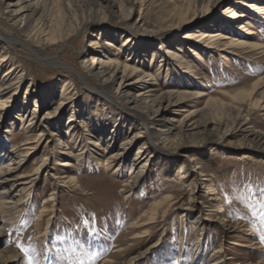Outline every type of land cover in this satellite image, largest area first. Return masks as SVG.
Masks as SVG:
<instances>
[{
	"label": "rangeland",
	"instance_id": "obj_1",
	"mask_svg": "<svg viewBox=\"0 0 264 264\" xmlns=\"http://www.w3.org/2000/svg\"><path fill=\"white\" fill-rule=\"evenodd\" d=\"M132 1L136 4L132 5L128 23L120 22L115 11L90 23V27L74 30L66 41L48 45L47 49L40 46L39 39H30L13 27L0 11V32L17 42L0 46V57L5 58L0 66V83L12 84L6 116L0 118L6 165L16 162L14 157L26 140L36 141L43 124L39 121L45 114L54 113L50 123L56 126V137L43 134L45 151L42 147L32 151L17 170L28 174L39 167L23 193L25 180L11 187L12 194L21 193L19 205L10 212H0V264H207L220 255H227L232 264H264L260 262L264 260V153L227 145L239 141L236 131L242 121L249 130L264 135V0ZM86 2H69L78 20L90 13ZM62 10L66 23L72 15L63 6ZM182 20L187 24L180 25ZM134 22L136 27L132 26ZM93 30L112 36L104 38ZM114 32L122 37H115ZM215 34L227 37L221 41L226 46L211 48L199 42L201 35ZM128 37L135 49L121 46ZM110 40L111 57L126 64L135 61L137 69L148 67L152 77L160 74L153 77L159 91L202 94L197 100L186 99L166 110L163 119L167 123L177 124L167 120L180 121L190 114L191 120L186 122L194 123V133L199 134L196 139L203 133L212 134L215 140L223 138L224 144L197 147L189 144L194 139H184L178 142L182 148L176 151L175 141L159 143L157 148L146 145L141 159L133 160L147 135L141 130L140 117L133 104L109 103L105 93L111 91L103 88L105 93L100 94L102 90L85 74L82 63L92 56L91 42H98L105 50ZM19 41L42 58L35 57ZM240 42L246 45H235ZM137 45L154 48L141 51ZM49 58L58 65L48 63ZM161 61L167 62L157 72ZM116 88L117 84L112 92ZM139 90L133 88L131 94L136 96ZM239 91H250L251 96L233 100ZM47 92L51 101L43 100ZM62 99L67 104L64 110L60 107L59 114L56 109ZM17 109H22L21 113ZM71 112L77 124L69 130ZM81 114L86 120L80 126ZM98 114L104 119L100 131L93 121ZM29 119L33 124L28 125ZM162 125L156 123L148 134H155ZM138 132L142 137L131 144L126 166L116 170L115 163L105 165L125 139ZM89 140L98 141L100 146L87 145ZM150 152L156 157L149 159L135 179L131 171L145 164ZM183 163L188 169L185 178ZM61 176L73 177L77 185L59 186ZM10 185H2L0 192ZM125 186L130 188L123 192ZM166 196L170 198L166 215L159 214L153 223L139 227L138 220L150 205ZM44 207L48 210L41 215ZM215 208L219 211L212 212ZM186 209H191V215ZM206 215L211 216L209 221L194 224L197 216L205 219ZM221 217L224 223L219 225ZM93 228V235L98 234L93 241L95 255L87 243V234ZM150 245L156 247L148 250Z\"/></svg>",
	"mask_w": 264,
	"mask_h": 264
},
{
	"label": "bare ground",
	"instance_id": "obj_2",
	"mask_svg": "<svg viewBox=\"0 0 264 264\" xmlns=\"http://www.w3.org/2000/svg\"><path fill=\"white\" fill-rule=\"evenodd\" d=\"M65 1V2H64ZM71 0H37L36 3H33L32 0H19L17 2H12L11 0H0V11L1 13L6 16L11 22V25L13 27H17L20 32H23L31 37H34V39L40 40V46L45 49L48 45H54L56 43H62L66 41L72 33H74V30H80L81 28H84L86 26H91L90 23L99 22L101 19L105 18L108 14L115 13L117 14L118 19L120 22H126L128 23L132 18V5L136 4V2H133L132 0H122L121 3L117 2L115 0H86L88 3L87 5L90 6V13L85 16H81V20H78L76 15L73 14L75 12V9L70 7ZM77 1V0H74ZM62 6L65 7L68 10V13L72 15V18L66 20V23L64 21V18L62 17ZM56 9V14L54 15V11ZM258 9V7H257ZM259 10V9H258ZM180 21V20H179ZM183 22L180 23V25L187 24L185 20H182ZM137 23L134 22L132 24L133 27H136ZM92 33H97L100 35L101 33L99 31L93 30ZM115 37H122L121 33L114 32ZM109 32H105L104 35H102L104 38H107ZM112 36V35H111ZM113 37V38H115ZM126 37V36H125ZM201 39L199 42L202 44H207L209 46L215 45L218 46L222 44V46H226L224 42H221L227 37H223L220 34H215L212 36H205L201 35ZM110 39V37H109ZM220 40V41H218ZM112 40L108 42V45L105 50L101 46H99L98 42H91L89 44L90 50L89 53L92 55L89 60H83V68L85 74L93 79L100 87L102 91H100V94H104V89L111 91V94L108 92L105 93L106 96H108L109 103L113 105H126L128 107L129 104H133V109L136 110V114L138 117H140L141 120V130L146 135V141H143L142 147L137 151L136 156L133 160H140V155L144 154L143 150L148 149V146L151 148H157L159 143H170L171 141H175L174 143V151L181 149V145H179L180 140L184 139H194L189 143L190 145H195L197 147H204L208 145L209 143H217V144H224L223 138H218V140H215L213 135H206L204 136V133L202 134L201 138L198 140L195 138V136L199 135L195 132V127L193 126L194 123L190 122L187 124L188 121H190V114L186 115L184 118H182L180 121H175L174 119H168V122H177V124H170L167 123L163 117L165 116V111L169 108H173L177 106L181 101L183 100H197L202 97V94L195 93V92H172V91H165L161 92L158 89V86L156 84V79L153 77L158 76V74L152 77L150 71L148 70V67H144L141 69H137L134 67L135 61H132L129 64L121 63L118 58H113L110 55V52L108 50V47H112ZM13 39H10L9 37L5 36L0 32V46L3 48L4 46H12V43H14ZM20 42V41H19ZM128 42V43H127ZM17 43V42H16ZM22 46L29 49L35 57L42 58L39 56L34 50L28 46V44L20 42ZM238 47L241 45H246V43H236ZM122 47L126 46L130 49H135L134 45L131 43L129 37L124 39L122 41ZM208 46V47H209ZM40 47V48H41ZM139 47V45H137ZM136 47V48H137ZM147 47V46H146ZM149 47V46H148ZM153 45H150L149 48L143 49L142 47H139L144 51H152ZM214 47V46H213ZM254 47V46H253ZM0 48V50H1ZM39 48V49H40ZM41 48V49H42ZM154 48V47H153ZM210 48V49H211ZM161 49H159L160 51ZM131 51V50H130ZM143 51V52H144ZM142 52V53H143ZM134 55V54H133ZM174 57L179 58L177 54H174ZM5 58L0 57V66L2 65V62H4ZM133 60V59H132ZM48 63H52L54 65H58V61L54 62L53 58H49ZM162 63L159 64V67H157V72H160L163 68V65L166 64L167 61H161ZM173 66V65H172ZM11 72V71H9ZM139 73H141L140 76ZM160 75V74H159ZM134 77H137L134 81L132 79ZM117 84V88L114 89L112 92V88L114 85ZM10 82L8 83H0V118L6 116L5 111L8 110V106L6 107V103H9V98L12 96H9V89H10ZM139 88V92L136 96H133L131 94V91L133 88ZM8 95V96H7ZM7 96V97H5ZM46 96V97H45ZM50 96V93H43L42 97L43 100H50L48 98ZM251 96L250 91H239L232 97L233 100L236 99H244L249 98ZM149 99V100H147ZM149 101V102H148ZM66 99H62L59 101V106L56 109V112L59 113L60 107L61 110H64V107L66 106ZM143 105V107H138L139 105ZM22 105L25 106V103ZM136 106V107H135ZM89 109V105L85 106V110ZM132 109V108H131ZM19 110V113H21L22 109ZM72 111V110H71ZM68 112V111H67ZM51 114L54 113H47L44 115L42 120L39 121V124L41 125V131L38 133L36 141L30 142L26 140L23 143V147L20 151V153H17V155L14 157L16 162L13 164L6 165V151L5 147L0 143V187L6 183L11 182L10 188L6 191L0 192V212H10V210L15 209L19 202L21 201L20 196L21 193L24 192L25 186H29L33 183V180H29L30 178L36 176L39 171V167L37 170L33 172H29L28 174H19L18 169L21 166V163L25 160V157L30 155L32 151H35L39 148H43L44 151L46 149V144H44L43 134L45 132L49 133L50 137H56V132L53 129H56V126H54L51 121ZM60 114V113H59ZM74 115L75 113L71 112V114L68 117L67 126L69 127V130L75 127L77 122L74 121ZM60 115L57 114L56 117H59ZM238 116V115H237ZM8 117V115H7ZM21 118H24L25 115L20 116ZM60 116L59 118H61ZM80 118L79 123L80 126L84 124V121L86 120V115L81 114L78 116ZM13 118V117H12ZM93 121L96 123V126L98 131L101 130V127L104 123V119L101 115H96V117H93ZM22 120V119H21ZM107 121V120H106ZM187 121V122H186ZM163 122V125L155 130V134L150 135L149 130L152 126H154L156 123ZM29 124H33L32 119H29ZM201 126V125H200ZM204 132V130H203ZM58 133V130H57ZM105 133V132H104ZM236 133L239 136V141L235 142V144L227 143L229 146H233V149L237 150H247L249 152H255V153H264V135L255 131H251L248 129L247 124L245 121H242L238 128ZM91 135V134H89ZM224 136V135H223ZM101 137V136H100ZM104 137V136H103ZM142 135L140 132L135 133V135L132 138H127L122 143L121 147L117 152H114L109 158L106 159L105 165H109L111 163L117 164L116 170H119V168H123L126 166V156H128V153L131 149V144H134L139 138H141ZM106 138V137H104ZM96 139V138H95ZM110 139H113L111 137ZM97 140V139H96ZM102 141V140H101ZM105 141V140H103ZM87 145H91L95 148H98L100 146V143L97 141L94 142V140H89ZM153 146V147H152ZM102 149V148H101ZM23 150V151H22ZM230 150V149H229ZM103 152H106V149H102ZM13 152H11L12 154ZM153 152H150L148 156L146 157V163L135 168V170L131 171V174L135 173L134 178H138L141 173H143V168H145V165L147 164L149 159H154L156 156L153 154ZM166 155H171L169 153H165ZM10 155V152L9 154ZM167 162V161H166ZM190 165L189 163H187ZM45 165V162L42 163V166ZM69 164H62V167H67ZM12 166V167H11ZM136 166V162L132 164V168ZM22 167V166H21ZM137 169V170H136ZM181 170L183 177H186V169L184 167V163L181 164ZM185 170V171H183ZM117 172V171H116ZM35 178V177H34ZM59 179V186H76V181L73 177L68 176H61ZM19 180H25V182L22 183L23 190H21L20 194H12L10 190L14 183H16ZM29 180V181H28ZM126 187V186H125ZM130 187L123 188V192L127 190ZM209 190L210 187L208 186ZM126 192V191H125ZM209 195L210 192H207ZM210 197V196H208ZM214 199V198H213ZM215 200V199H214ZM51 201H54V199ZM169 201L170 198L168 196L163 197L159 200H157L155 203H152L146 211L143 216L139 218V227L140 226H147V224L153 223L155 218L158 217L159 214L161 216H165L169 207ZM208 202L212 204L213 200L208 199ZM53 205H51V208ZM45 207L41 211V215L46 213ZM51 211V210H50ZM211 211V210H210ZM219 211L216 208L212 210V212ZM187 214L191 215V209H186ZM211 212V213H212ZM48 215V214H47ZM200 215V213H199ZM202 215V213H201ZM210 215H206L205 219H201L200 216L196 217V221H194V224L196 225H203L202 220L209 221ZM224 223V219L221 217L217 224ZM138 224V222L136 223ZM206 225V224H205ZM250 228V226H247ZM204 228V227H203ZM224 228V227H223ZM246 228V227H244ZM249 230H244V232H248ZM230 232V231H229ZM228 232V233H229ZM144 234V232L142 233ZM141 234V235H142ZM248 234V233H247ZM142 237V236H141ZM248 242L251 240V238L246 239ZM246 241V242H247ZM156 245H150L148 246L149 249L155 248ZM257 249L260 250V247H253V250ZM227 256V255H226ZM225 255H220L218 259L209 261L207 264H232L230 260L231 258H226ZM264 260H260L262 262ZM133 262V260H132ZM131 262V263H132ZM238 264V263H237ZM242 264H249L246 262H243Z\"/></svg>",
	"mask_w": 264,
	"mask_h": 264
},
{
	"label": "snow or ice",
	"instance_id": "obj_3",
	"mask_svg": "<svg viewBox=\"0 0 264 264\" xmlns=\"http://www.w3.org/2000/svg\"><path fill=\"white\" fill-rule=\"evenodd\" d=\"M84 223H85V225H87V221H85ZM95 232H96V230H95V228H93V229L91 230V232H89V233L87 234V236H88L87 243H88V245H89V248H91V249L93 250V254H94V255H95L96 253H95V245L93 244V241L97 239V235H98V234H97V235H93V233H95ZM261 241L264 242V237H261ZM77 243H79V241H77ZM80 247L83 248L84 245L81 244ZM101 247H102V246H101ZM79 264H84V262H83V261H80Z\"/></svg>",
	"mask_w": 264,
	"mask_h": 264
}]
</instances>
